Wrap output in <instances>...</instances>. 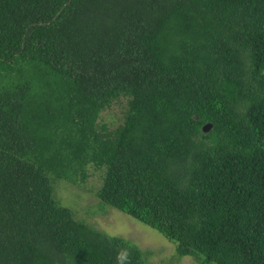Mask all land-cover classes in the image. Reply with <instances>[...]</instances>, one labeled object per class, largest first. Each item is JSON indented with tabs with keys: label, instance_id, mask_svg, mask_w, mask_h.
Instances as JSON below:
<instances>
[{
	"label": "trees",
	"instance_id": "trees-1",
	"mask_svg": "<svg viewBox=\"0 0 264 264\" xmlns=\"http://www.w3.org/2000/svg\"><path fill=\"white\" fill-rule=\"evenodd\" d=\"M88 166L177 256L264 264V0H0V264H148L55 198Z\"/></svg>",
	"mask_w": 264,
	"mask_h": 264
},
{
	"label": "rangeland",
	"instance_id": "rangeland-1",
	"mask_svg": "<svg viewBox=\"0 0 264 264\" xmlns=\"http://www.w3.org/2000/svg\"><path fill=\"white\" fill-rule=\"evenodd\" d=\"M122 114L123 107L114 103L111 108L99 114L98 121H104L112 128L121 121ZM101 175L99 170L88 166L84 182L55 181V198L62 206L71 209L75 218L109 235L122 237L137 245L148 264H198L192 256H177L174 243L157 229L103 203L96 194L101 184ZM52 179L66 178L56 176ZM209 233L215 236L213 231Z\"/></svg>",
	"mask_w": 264,
	"mask_h": 264
},
{
	"label": "clouds",
	"instance_id": "clouds-1",
	"mask_svg": "<svg viewBox=\"0 0 264 264\" xmlns=\"http://www.w3.org/2000/svg\"><path fill=\"white\" fill-rule=\"evenodd\" d=\"M116 264H131V251L128 248H118Z\"/></svg>",
	"mask_w": 264,
	"mask_h": 264
},
{
	"label": "water",
	"instance_id": "water-1",
	"mask_svg": "<svg viewBox=\"0 0 264 264\" xmlns=\"http://www.w3.org/2000/svg\"><path fill=\"white\" fill-rule=\"evenodd\" d=\"M211 127V124L207 123L206 125L203 126V131H207Z\"/></svg>",
	"mask_w": 264,
	"mask_h": 264
}]
</instances>
